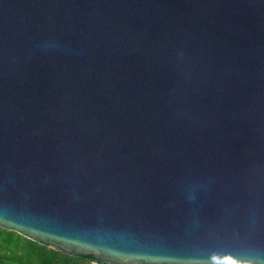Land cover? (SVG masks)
<instances>
[{
    "label": "water",
    "instance_id": "obj_1",
    "mask_svg": "<svg viewBox=\"0 0 264 264\" xmlns=\"http://www.w3.org/2000/svg\"><path fill=\"white\" fill-rule=\"evenodd\" d=\"M0 227L264 264V0H0Z\"/></svg>",
    "mask_w": 264,
    "mask_h": 264
},
{
    "label": "trees",
    "instance_id": "obj_2",
    "mask_svg": "<svg viewBox=\"0 0 264 264\" xmlns=\"http://www.w3.org/2000/svg\"><path fill=\"white\" fill-rule=\"evenodd\" d=\"M0 264H104L93 255H73L0 227Z\"/></svg>",
    "mask_w": 264,
    "mask_h": 264
}]
</instances>
